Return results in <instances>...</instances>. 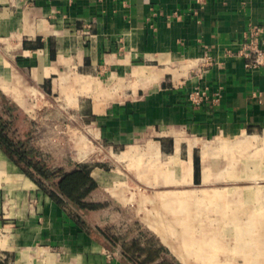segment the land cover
<instances>
[{"label":"crops","instance_id":"obj_1","mask_svg":"<svg viewBox=\"0 0 264 264\" xmlns=\"http://www.w3.org/2000/svg\"><path fill=\"white\" fill-rule=\"evenodd\" d=\"M261 24L264 0H0V101L97 184L61 205L0 147V264H264V65L237 55Z\"/></svg>","mask_w":264,"mask_h":264},{"label":"trees","instance_id":"obj_2","mask_svg":"<svg viewBox=\"0 0 264 264\" xmlns=\"http://www.w3.org/2000/svg\"><path fill=\"white\" fill-rule=\"evenodd\" d=\"M4 102L5 104L10 103L6 100ZM5 111H0V147L7 155L21 165L39 187L61 205L72 203L82 210L96 209L95 204L86 200L90 192L97 188L93 178L80 166L66 170L64 167H52L48 162L42 163L37 158L36 149L28 146L25 139L16 137L10 132V119L4 114ZM106 237L111 243L117 240L111 235H106Z\"/></svg>","mask_w":264,"mask_h":264},{"label":"rangeland","instance_id":"obj_3","mask_svg":"<svg viewBox=\"0 0 264 264\" xmlns=\"http://www.w3.org/2000/svg\"><path fill=\"white\" fill-rule=\"evenodd\" d=\"M5 106L7 108V110L5 111ZM0 111H5L4 114L6 115V117H8L10 119V124H9V130L12 134H14L16 137H19L21 139H25L28 142V146L33 147L34 149H36V151H38V156L37 158L42 161V163H52L53 159L51 158V156L49 155V153L45 152L43 150V148H45V135L42 136V123H41V115H36L34 113H32V115L35 116V118H31L27 113H25L23 110H21L17 105H12L11 103H6L3 101H0ZM8 119V120H9ZM64 123V128H63V136L69 135V131L67 129V126L65 124H69V122L63 121ZM65 130V131H64ZM49 137V136H47ZM133 230L132 233L133 235L138 234V236L142 233V237L139 236V239L144 240L145 238V234H144V230H142V228L134 226L132 227ZM119 234V235H118ZM121 234H127L129 235V230L122 231L121 233L117 230V231H113L111 232V236L113 238H117L119 237ZM161 245H155L153 246L152 252L156 253L155 251L158 249H161ZM233 253L230 257H232L233 255H235L239 261V263L242 262H247L246 260H249L248 258V253L243 251V248L241 249V251H235V249L233 248ZM239 252V253H238ZM151 253V254H153ZM235 253V254H234ZM239 255V256H238ZM247 257V258H246ZM166 258V257H165ZM168 260H172L173 261V257H168ZM177 263V262H176Z\"/></svg>","mask_w":264,"mask_h":264},{"label":"built area","instance_id":"obj_4","mask_svg":"<svg viewBox=\"0 0 264 264\" xmlns=\"http://www.w3.org/2000/svg\"><path fill=\"white\" fill-rule=\"evenodd\" d=\"M244 60L247 69H255L264 65V24L249 27L237 52ZM206 91L196 87L189 94V98L195 104H201L206 98ZM217 98L219 94H216Z\"/></svg>","mask_w":264,"mask_h":264}]
</instances>
